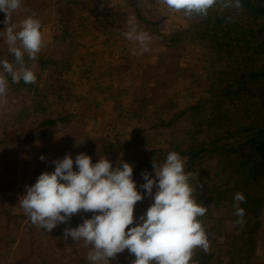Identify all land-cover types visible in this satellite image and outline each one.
I'll use <instances>...</instances> for the list:
<instances>
[{
	"label": "rangeland",
	"instance_id": "374dc122",
	"mask_svg": "<svg viewBox=\"0 0 264 264\" xmlns=\"http://www.w3.org/2000/svg\"><path fill=\"white\" fill-rule=\"evenodd\" d=\"M133 1L134 8L156 20L166 35L187 26L181 13L169 11L158 0ZM23 7L41 21L46 41L41 54L50 55L56 65H37V83L29 90L8 87L6 103H0V264H90L87 252L91 246L71 237L65 240L63 234L51 235L31 223L19 203L26 186H31L38 174L54 171L52 161L66 154L75 160L77 154L93 151L97 160L105 156L133 167L134 159L120 155L142 154L163 162L168 152L183 149L186 116L174 126L154 128V124L167 122L203 97L209 84L208 53L197 46L173 53L159 47L150 34L151 51L133 55L123 32L128 17L136 13L125 0H22V8L12 14L13 22L30 14ZM4 18L0 12V32L4 31ZM136 18L139 28L148 31ZM7 54L0 37V60L7 59ZM68 63L69 67H62ZM39 100L47 102L51 116L69 111L75 117L71 122L41 127L44 114L38 111ZM106 140L132 143L130 149L113 147L105 154ZM73 170H77L75 163ZM144 172L155 175L153 166ZM142 173L134 179L137 190L145 183ZM152 202L144 195L136 203L134 223L129 227L140 222L138 218ZM11 215L14 218H9ZM262 254V246L256 243L237 260L239 264H263ZM134 259L125 250L110 258V264H132Z\"/></svg>",
	"mask_w": 264,
	"mask_h": 264
},
{
	"label": "trees",
	"instance_id": "16d2710c",
	"mask_svg": "<svg viewBox=\"0 0 264 264\" xmlns=\"http://www.w3.org/2000/svg\"><path fill=\"white\" fill-rule=\"evenodd\" d=\"M125 1L148 27V32L156 37L159 47L174 53L185 46H197L208 53L209 84L203 97L187 106L181 114L174 113L167 122L160 120L154 124V128L174 126L182 116L188 121L181 143L183 149L173 151L185 158V171L198 172L202 190L197 189L194 196L207 208L206 215L198 219L206 228L211 247L208 253L197 249L193 259L198 264H239L237 258L242 256L241 252L260 243L264 260V0H242L244 10L239 14L233 10L221 12L217 8L210 10L204 19L185 18L187 26L168 35L159 30L156 20H150L142 10L134 8L136 2ZM147 1L154 3L157 0ZM228 16H233L234 21L227 22ZM7 55V60L14 63V57L10 53ZM25 61L33 63L27 57ZM35 63L42 68L56 65L50 55L41 52ZM69 66L68 63L62 67ZM7 78L13 89L29 90L33 86L22 80L14 84L10 76ZM39 103L38 111L44 114L39 121L41 127L71 122L75 117L69 111H59L51 116L47 102L39 100ZM205 114L206 119L201 117ZM131 143L132 140H106L103 150L105 154L113 147L127 150ZM84 154L91 157L92 163L98 161L93 151ZM120 156L136 161L133 180L153 166V160L147 155L126 153ZM114 159L108 157L112 164L117 161ZM138 191L144 193V189ZM237 192L246 197V203L240 205L245 209L243 227L234 225L237 217L233 215V203ZM92 215L82 212L72 216L70 221L58 224L49 234H63L65 228H74Z\"/></svg>",
	"mask_w": 264,
	"mask_h": 264
},
{
	"label": "clouds",
	"instance_id": "9594fccd",
	"mask_svg": "<svg viewBox=\"0 0 264 264\" xmlns=\"http://www.w3.org/2000/svg\"><path fill=\"white\" fill-rule=\"evenodd\" d=\"M173 13H183L188 19L207 18L210 10H233L243 12L242 0H158ZM22 8V0H0V12L4 13V38L8 52L14 63L0 60V103H6V93L11 82L36 84L35 61L45 46L41 31V21L35 12L30 13L19 23L12 20V14ZM234 21L233 16L226 18ZM132 44L133 55L150 52L152 36L139 28L137 18L127 19V31L123 32ZM25 57L33 61L29 67ZM7 74V75H4ZM41 160L45 157L41 155ZM54 171L42 172L31 186H26L25 195L19 199L23 213L31 223L50 233L60 223H67L72 216L91 212V218H84L76 227L64 229L63 238L83 241L90 264H110L118 253L127 250L134 255L132 264H198L193 259L197 249L210 252V241L203 222L198 219L207 213V208L197 202L194 193L202 190L198 172L185 171V158L175 151L166 155L163 162L153 159L154 177L142 173L145 181L137 190L133 180V167L121 160L116 167L105 156L96 163L91 157L80 153L75 160L66 154L62 159L53 160ZM75 163L77 170H73ZM195 181V183H193ZM155 186V192L153 187ZM150 196L152 204L134 223V206ZM246 203L242 192L234 195V225L243 227Z\"/></svg>",
	"mask_w": 264,
	"mask_h": 264
}]
</instances>
